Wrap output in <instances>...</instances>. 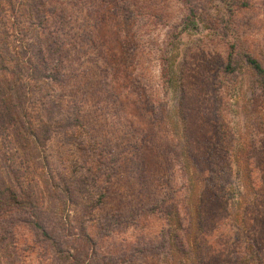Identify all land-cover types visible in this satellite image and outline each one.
Wrapping results in <instances>:
<instances>
[{
	"label": "rangeland",
	"instance_id": "374dc122",
	"mask_svg": "<svg viewBox=\"0 0 264 264\" xmlns=\"http://www.w3.org/2000/svg\"><path fill=\"white\" fill-rule=\"evenodd\" d=\"M55 1L62 15L40 21L51 31L60 29L58 42L67 40L65 81L47 89L86 117L70 129L74 135L59 134L47 143L36 159L45 167L37 164L35 173L42 186L47 179L63 185L66 176L84 187L74 192L72 202L44 196L39 210L77 230L82 207L97 201L102 187H110L93 214L113 232L100 235L90 227L97 240L92 264H114L118 258H124L122 264H227L235 256L237 237L246 236L257 239L264 254V92L244 56L250 53L264 65V0ZM5 12L0 32L12 30V22L20 25L15 13ZM192 12L193 22L185 28ZM36 32L42 35L43 29ZM230 51L235 72L224 70ZM185 134L206 186L194 164L185 168ZM13 138L0 134V172L6 173L7 165L19 167L22 152L17 153ZM95 138L121 152L112 181L97 167L99 151L88 148ZM8 170L10 183L14 168ZM215 182L228 205L222 199L205 201L199 239L189 238L200 245L203 261L174 249L148 250L160 243L169 221L147 211V205L157 198L176 201L188 226L185 194L196 191L194 212L204 186L214 190ZM26 214L14 208L0 216V264H70L23 222ZM238 214L241 229L235 225ZM69 242L62 245L65 255L78 254L81 242L75 237ZM190 242L184 238V244Z\"/></svg>",
	"mask_w": 264,
	"mask_h": 264
},
{
	"label": "trees",
	"instance_id": "16d2710c",
	"mask_svg": "<svg viewBox=\"0 0 264 264\" xmlns=\"http://www.w3.org/2000/svg\"><path fill=\"white\" fill-rule=\"evenodd\" d=\"M53 1L0 0V14L6 11L5 14L9 13L12 16L15 13L14 21L17 22L18 18L21 20L18 22L20 25L12 22V30L8 26L0 32L2 34V37H0V134L4 136H7V134L12 135L14 138L10 142L14 140L17 144V153L22 152L19 167L15 169L12 165H7L8 169L14 168L10 173H12L15 180L9 177L10 183H7L5 175H8L9 170H6L7 174L0 172V216L14 208L27 212L28 214L24 217L23 222L35 228L36 231H40L43 241H50V244L55 247L56 253L64 254L70 264H92L91 259L97 252V240L91 234L90 227L96 226L100 235H108L104 234L105 231L113 232L107 223L97 220L95 214H93L98 208L97 204H101L108 196L110 187L108 190L102 187L103 190L98 192L97 201L82 207V212L77 217L79 223L77 230L73 226L59 225V221L49 218L45 215L43 209L39 210L44 196L48 195L54 201H60L62 197L66 196V201L72 202L74 192H79L84 187L77 183L72 185V181L68 182L66 176H63L65 178L63 185L49 181V179L44 182L42 179L44 183L42 186L40 180L36 179V165L41 164L43 168L45 167L43 166L44 163L42 165V162H38L36 159L44 152L47 143L59 134L65 137H68L69 134L74 135L75 132H70V129L82 125L83 123L80 122L86 117V113L81 115L82 111L78 110L79 107H73L70 110L68 102L63 97H59L49 90L52 88V83L61 80L63 83L65 81L63 67L66 49L63 48V42L67 41L63 38L61 42H58L57 40H60L58 34L61 32L60 29H57V32L51 31L49 29L50 25H43L40 21V18L49 20L50 16L55 18V16L62 15V12L56 11L57 6L52 4ZM55 3L62 4L64 0H56ZM193 13L185 18V28L188 20L193 22L192 17H195ZM35 27L36 29L38 27L43 29L42 35L36 32ZM56 52L58 53L57 56L55 55ZM54 56L56 57L54 58ZM244 56L247 65L258 78L259 88L264 92L263 63L250 53H245ZM232 61V51H230L228 61L224 66L226 72L236 71ZM185 125L186 123H184ZM186 133L188 134L187 130ZM183 143L182 152L186 149L185 168L189 167L190 169V166L194 164V167L202 173L201 180L206 186L205 172L202 170L201 162L190 150L188 135L184 138ZM88 145H90L88 148H90L91 153L99 151L100 156L97 167L100 173L106 174L108 181H112L114 173L118 172L120 164L118 162L123 159H121V152L117 151L109 142L98 141L97 138L90 141ZM113 161L117 165L111 167ZM38 173L39 177H42V174ZM96 176L97 183L100 176ZM214 179H217V175L214 176ZM96 183L94 184L96 185ZM214 184V190L204 186L203 196L197 198L199 204L197 203L194 212L191 209L194 203V195L197 196L196 191H187L185 194V201L188 202V207L186 206L185 210L190 213L188 215V226H185L182 222L176 201L168 204L164 202L165 199L158 200L157 198L155 199L157 201L148 204L147 211L162 213L169 221V226L164 229L165 232L160 243L148 250L165 252L166 249L172 251L174 249V251L183 254L180 256H193L196 262L203 261L200 245L196 242L192 244L189 238L199 239V233L202 231L201 215L203 213L201 208L205 205V201L222 199L223 203H226L224 197L217 193L219 191L215 188L216 182ZM239 188L241 189L240 186ZM241 192L243 191L241 190ZM207 210H209L208 204ZM204 212L209 214V211L204 210ZM228 216L230 215L225 216V218H228ZM238 218H242V215H237V224H235L241 229L243 224L238 221ZM74 237L81 242L80 250L78 254L68 251L65 255L62 245L70 243V238ZM187 237L191 245L184 244V238ZM88 244V247L84 246ZM262 250L263 248L259 245L257 239L250 236L237 237L235 256L233 259L232 257L229 258L227 264H264ZM123 261L124 258H118L114 264H122ZM102 262L98 264L105 263V261Z\"/></svg>",
	"mask_w": 264,
	"mask_h": 264
}]
</instances>
